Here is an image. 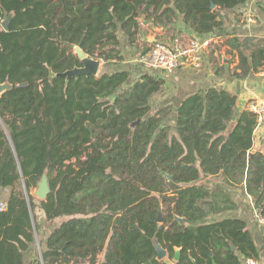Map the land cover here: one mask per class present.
I'll return each instance as SVG.
<instances>
[{"label":"trees","instance_id":"1","mask_svg":"<svg viewBox=\"0 0 264 264\" xmlns=\"http://www.w3.org/2000/svg\"><path fill=\"white\" fill-rule=\"evenodd\" d=\"M247 1L0 0V83L13 84L0 96V191H11L0 211V264H28L37 242L32 264H169L157 259L155 240L169 259L181 250L175 264L259 259L231 191L264 206L256 114L215 86L176 109L153 107L164 71L138 65L144 73L134 78L133 66H119L125 43L139 55L151 50L148 26L168 29L182 18L202 37L223 27V10ZM255 40H227L234 68L219 65L213 48L216 75L252 79L264 70V38ZM75 46L104 70L53 75L81 65ZM44 173L51 191L42 200L32 191Z\"/></svg>","mask_w":264,"mask_h":264},{"label":"crops","instance_id":"2","mask_svg":"<svg viewBox=\"0 0 264 264\" xmlns=\"http://www.w3.org/2000/svg\"><path fill=\"white\" fill-rule=\"evenodd\" d=\"M222 19L224 21L223 27L218 29L215 33L202 37L195 34L189 26L185 25L182 18L168 29L148 26L150 29L147 33H153L148 34L146 37L149 42H153L157 39L156 41L173 43L174 40L178 38L187 40L190 38L206 37H211L215 40V46L206 51L200 67H195L185 62L171 73H162L163 78L166 81V90L158 97L159 105H173L174 109H176L177 105L184 97L200 89H208L214 86L224 87L237 94L240 109L246 108L249 100H255L256 98L259 99L264 95V74L258 72L252 79L233 78L226 73L223 75H216L212 65L214 59H211V51L215 48L214 58L219 62V65L230 63V67L234 68L238 64V59L236 56L232 59V55L229 53L230 47L227 45V40L233 36H238L241 39H244L245 37H254L256 39L255 42L264 38V0H248L245 4L236 8L225 9L222 11ZM150 35H153L154 37ZM144 41L145 37L143 36L141 38L142 47ZM125 46V61L119 66L130 69L133 62V77L138 78L144 73L143 70H141L140 67L135 66L136 63H134L139 54L136 53L135 48H130L128 43H125ZM151 71L154 70H150V72ZM172 117L173 119L171 120V123L173 124L176 117V111H173ZM258 133L260 136L264 133V126ZM260 141L261 139L256 140L255 147L258 148L260 146ZM212 178L218 177H211V179ZM8 190L10 189L0 191V199L5 203L11 193V191ZM234 194V199L238 200L240 209L233 215L238 216L247 222L259 247L260 257L258 260L261 264H264V229L253 218L252 205L249 201V199L252 201V198L246 193V191H243L241 194L245 196L243 199H241L240 195L237 193ZM36 254L41 255V246L39 242L35 244V248L29 253L27 259L28 264H32ZM166 261H168L169 264L176 263L174 259H169L168 256L166 257Z\"/></svg>","mask_w":264,"mask_h":264},{"label":"built area","instance_id":"3","mask_svg":"<svg viewBox=\"0 0 264 264\" xmlns=\"http://www.w3.org/2000/svg\"><path fill=\"white\" fill-rule=\"evenodd\" d=\"M254 1V0H253ZM215 45V40L211 37L206 38H183L175 39L173 43L155 41L151 50L139 55L135 59L136 65L147 70H161L171 73L180 67L182 63H188L195 67H200L206 51ZM247 109L256 114L257 128L255 139H259V130L264 126V99L251 100ZM6 209V203L0 202V211ZM253 218L264 229V206L252 205ZM243 264H261L254 258L246 259Z\"/></svg>","mask_w":264,"mask_h":264},{"label":"water","instance_id":"4","mask_svg":"<svg viewBox=\"0 0 264 264\" xmlns=\"http://www.w3.org/2000/svg\"><path fill=\"white\" fill-rule=\"evenodd\" d=\"M212 8H215V4H212ZM2 25L4 26L5 29H8L9 27V18L5 19L2 22ZM75 53L78 56L81 65H77L72 69L66 70L64 72H59L53 75L56 77H65L67 80H70L73 76L78 77L80 75H95L97 76L99 74L101 65L103 64V61L98 58L91 57L88 55L81 47L75 46L74 47ZM13 88V84L9 81H6L4 83H0V96L2 94L10 89ZM51 191L50 185H49V180L47 173H44L41 180L38 183L37 188L34 190V194L39 197L42 200L47 199L49 196V193ZM20 195L22 197H25L28 200V193L27 190L25 189L24 191L20 192ZM182 220V219H181ZM158 221L162 222L163 221V215L162 212H159L158 215ZM183 221V220H182ZM155 247L157 251V259L158 260H163L168 256V251L159 243V241L155 240ZM232 249L235 250V246L232 245ZM181 255V250L179 248L175 249V256L174 260L178 261L180 259Z\"/></svg>","mask_w":264,"mask_h":264},{"label":"rangeland","instance_id":"5","mask_svg":"<svg viewBox=\"0 0 264 264\" xmlns=\"http://www.w3.org/2000/svg\"><path fill=\"white\" fill-rule=\"evenodd\" d=\"M149 30V29H148ZM148 34H153V33H151V32H149V33H147V35ZM150 36H153V35H150ZM154 37V36H153ZM157 40V39H156ZM215 45H213L212 47H214ZM126 49V46H124V50ZM74 52H75V50H74ZM125 52H126V50H125ZM135 63V62H134ZM132 66H133V62H132ZM135 66H138V65H135ZM139 67V66H138ZM101 69L102 70H104V68H103V66L101 67ZM260 74L262 73V74H264V70H260V72H259ZM258 77V76H257ZM159 95L158 96H156L155 98H154V100H153V107H156V106H159ZM256 99H258V98H256ZM259 99H264V95L262 96V97H260ZM248 102H251V100H249ZM167 123H171V121H169L168 120V122ZM261 129H263V127L261 128ZM264 136V133L260 136L259 135V139H262V137ZM259 139H256V140H259ZM207 181H209V180H207ZM221 183L222 182V179L219 177V178H212V184H215V183ZM3 191V190H2ZM8 191H10V190H8ZM231 191H233V193H237L238 195H240V198L241 199H243V198H245V196L244 195H241L242 193H243V191L244 190H231ZM239 191H240V193H239ZM242 192V193H241ZM32 194H34V190L32 191ZM34 196L35 197H37L35 194H34ZM38 199H40L39 197H37ZM244 201V200H243ZM249 201H250V203H251V205H254V201L252 200H250L249 199Z\"/></svg>","mask_w":264,"mask_h":264}]
</instances>
